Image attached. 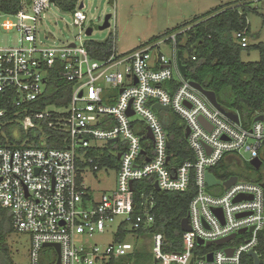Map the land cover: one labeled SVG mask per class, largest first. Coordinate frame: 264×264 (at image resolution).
I'll list each match as a JSON object with an SVG mask.
<instances>
[{
  "label": "built area",
  "instance_id": "1",
  "mask_svg": "<svg viewBox=\"0 0 264 264\" xmlns=\"http://www.w3.org/2000/svg\"><path fill=\"white\" fill-rule=\"evenodd\" d=\"M81 4L71 15L88 36ZM52 6L56 3L51 0L29 4L23 0L16 15L0 14L4 18L0 34L19 35L11 46L4 47L0 39V119L7 115L2 105L13 104L15 116L25 115L23 127L31 125L26 132L36 127L34 121L48 117L55 122L50 127L67 134L69 142L65 150L0 148V207L11 214L14 232L30 238V264H58L53 245L60 246L59 264H108L135 250L131 244L117 242L122 229L127 232L124 240L138 237V232L153 236L156 264H243L250 252L263 256L264 183L234 174L222 181L211 171L224 161L230 167L232 158L243 159L242 152L250 154V163L261 162L257 171L263 168L264 121L255 120L264 114L249 127L242 125L240 117L236 124L182 76L177 38L187 30L124 54H118L114 45L109 58L96 61L81 37L79 43L62 46H49L40 39L39 29ZM235 37L242 48L249 47L246 31ZM162 45L172 47L171 57L163 55ZM52 71L72 86L70 104L36 113L29 107L45 94ZM157 104L169 110L158 112ZM170 112L184 126V137L189 130L185 140L193 155L190 160L182 161L171 151L165 129L173 121L166 114ZM120 142L123 151L107 152L106 144L113 147ZM104 156L111 160L105 162ZM102 173H115L116 187L96 195L89 178L97 182ZM208 174L220 184L209 187ZM234 177L238 181L226 188L224 184ZM149 179L153 182L140 186ZM192 181L191 231L183 232L181 253H166L164 236L152 231L156 199L149 186L156 191L158 184L164 193H186ZM213 188L222 192L211 194ZM115 224L114 244L90 243ZM233 235L235 239L228 243L216 244ZM238 238L241 242L236 243Z\"/></svg>",
  "mask_w": 264,
  "mask_h": 264
},
{
  "label": "trees",
  "instance_id": "2",
  "mask_svg": "<svg viewBox=\"0 0 264 264\" xmlns=\"http://www.w3.org/2000/svg\"><path fill=\"white\" fill-rule=\"evenodd\" d=\"M26 1L29 4L31 0ZM22 3L23 0H0V14L16 15L21 10ZM78 3L79 0H56V7L65 14H71L75 12ZM252 4L253 2L250 1L227 4L165 34L169 36L187 30L177 38V48L188 71L187 80L199 84L206 91L215 93L221 106L227 112L238 115L245 127H249L257 116L264 114V45L242 48L235 37L238 32L246 31L247 35L250 33L247 15L257 12ZM158 40L159 38L149 43ZM114 45V38L109 37L104 42L89 41L86 48L93 60L102 61L111 56ZM252 50L261 51L260 62L244 63L243 52L250 53ZM194 56L196 61H192ZM71 94L72 86L62 81L57 73L52 71L47 80L45 94L29 108L36 113H44L53 108H67ZM2 107L7 110V115L0 119V148L44 146L49 149H67L69 145L67 134L59 128L50 127V124L55 122L48 117L34 121L36 127L26 132L22 125L25 115L15 116L17 110L13 104ZM14 129L19 130L18 137L13 136ZM165 129L171 138V151L175 152L182 161L192 159L193 155L184 137V126L181 125L178 117H174L170 126L165 125ZM103 159L105 162L111 160L106 156ZM229 168L224 161L219 168L211 172L218 180L225 181L233 175L229 172ZM151 182L153 179L146 180L140 186ZM149 187L156 199L157 219L152 231L164 236L166 253H181L183 237L181 224L188 217L189 205L195 195V183L191 182L186 193L157 192L152 185ZM13 232L11 214L0 207V264H14L5 246L6 237ZM125 233L127 232L123 229L120 231L117 242L125 239ZM144 235L145 232L137 233L138 237ZM259 255L260 264H263L264 258L262 254ZM152 259L156 264L153 254L143 255L134 250L131 254L121 259H113L108 264H142ZM243 264H254V261L246 255Z\"/></svg>",
  "mask_w": 264,
  "mask_h": 264
},
{
  "label": "rangeland",
  "instance_id": "3",
  "mask_svg": "<svg viewBox=\"0 0 264 264\" xmlns=\"http://www.w3.org/2000/svg\"><path fill=\"white\" fill-rule=\"evenodd\" d=\"M84 4L83 14L87 21L85 27L93 30L91 36L85 35V30L74 24L71 14L61 12L57 7L52 6L45 13V21L39 29V37L47 45L62 46L69 43H79L77 38L81 37L83 42L96 41L104 42L109 37L115 40V46L118 54H124L148 44L150 41L159 38L164 40L169 38L165 34L177 30L178 27L204 15L212 13L227 4L239 0H79ZM253 2L252 7L257 10L256 13H249L247 20L250 25L248 34L249 47L254 48L260 44L264 45V1L247 0ZM112 15L110 21L111 27L101 31L105 18ZM0 21H4L1 18ZM173 35V34H172ZM0 39L3 46L15 45L18 42L19 35L16 33L2 32ZM162 53L166 57H171L172 47L162 45ZM262 57L260 50L247 51L242 54L244 63L260 62ZM170 119L174 120L173 113H166ZM29 123L24 126L25 131L30 128ZM14 137H18L19 130H12ZM107 146V152L116 153L124 150L122 142L113 147ZM110 147V148H109ZM112 149L114 151H112ZM243 159L232 158L230 161L229 172L239 176L241 179L258 181L261 179L264 183V166L260 171L253 168L249 153L242 152ZM264 156V154H263ZM90 185L96 195L108 194L115 190L116 174L102 173L97 176V182L89 178ZM209 192L218 195L222 188H213ZM116 224L104 235H95L90 240L91 244L100 247L108 246L116 242ZM123 243L131 244L135 250L144 254H153L154 238L152 235L140 237H128ZM241 242V238L236 240ZM5 246L11 254L14 264H30V238L27 235L11 233L6 237ZM46 251H52L47 248ZM264 258V255H263ZM132 263V262H131ZM142 264H154L153 259ZM264 264V259H263Z\"/></svg>",
  "mask_w": 264,
  "mask_h": 264
},
{
  "label": "water",
  "instance_id": "4",
  "mask_svg": "<svg viewBox=\"0 0 264 264\" xmlns=\"http://www.w3.org/2000/svg\"><path fill=\"white\" fill-rule=\"evenodd\" d=\"M51 3H56V0H51ZM84 7L83 4H81L80 8L82 9ZM112 19V15H108L106 16L105 18V22L103 24L102 27H100V30L101 31H104V30H107L111 27V24H110V21ZM93 34V30L92 29H89L88 32H87V35L88 36H91ZM178 67H179V70L182 74V76L184 78H187L188 77V71H187V67L183 64L182 60H181V52L179 51L178 52ZM191 85L196 89L198 90L200 93H202L212 104L213 106L220 110L224 115H226L231 121L235 122L236 124H239L240 123V120H239V116L238 115H235L233 113H230V112H227L222 106L221 104L218 102L217 100V96L215 93L213 92H209V91H206L204 90L199 84H196V83H191ZM155 110L156 111H161V110H166L168 111L169 110V107H162L161 105L157 104L154 106ZM133 113H129L128 116H132ZM264 121V117L263 116H260L258 118H256L255 122H263ZM201 122L206 125V123L201 120ZM189 135V130H187V133L185 135V138H187ZM149 138H152V135L149 134L148 135ZM116 141V140H115ZM115 141H112L111 143L115 142ZM168 148H170V144H168ZM120 158V156H119ZM251 165L256 169V170H259L260 169V166H261V162L258 161V160H255V161H252ZM206 181H207V184L209 187H213V186H216V185H219L220 182L218 180H216V178L212 175V174H208L207 175V178H206ZM238 181V179L236 177L230 179L228 182H226L224 184V186L226 188H229L230 186H232L233 184H235L236 182ZM155 189L157 192H160V188L158 186V184L155 185ZM181 229H182V232H189L191 231V228L189 226V217H187L181 224ZM245 231H242L241 233H244ZM235 235L229 237V238H226L224 240H221L219 242H217L216 244L218 246H221L225 243H228L230 240L232 239H235ZM204 243L202 241H200L198 243L199 246H202ZM53 248H55V250L57 251L58 255H59V259H58V264L60 263V246L59 245H53L52 246ZM227 253L229 254H232V250H228ZM249 257H251L254 261V264H260V259L258 258L257 254L254 253V252H250ZM208 260L211 261L212 260V255H210L208 257Z\"/></svg>",
  "mask_w": 264,
  "mask_h": 264
},
{
  "label": "crops",
  "instance_id": "5",
  "mask_svg": "<svg viewBox=\"0 0 264 264\" xmlns=\"http://www.w3.org/2000/svg\"><path fill=\"white\" fill-rule=\"evenodd\" d=\"M239 1H247V0H239Z\"/></svg>",
  "mask_w": 264,
  "mask_h": 264
}]
</instances>
